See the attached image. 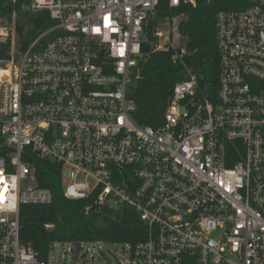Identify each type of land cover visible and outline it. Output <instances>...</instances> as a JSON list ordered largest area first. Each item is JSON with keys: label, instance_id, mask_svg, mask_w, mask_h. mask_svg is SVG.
<instances>
[{"label": "built area", "instance_id": "obj_1", "mask_svg": "<svg viewBox=\"0 0 264 264\" xmlns=\"http://www.w3.org/2000/svg\"><path fill=\"white\" fill-rule=\"evenodd\" d=\"M249 2L216 15V92L176 83L158 129L133 120L131 94L159 0H27L54 24L24 51L16 13L0 18V264H48L20 241L21 207L53 201L33 156L86 213L136 215L146 235L125 244L128 264H264V0Z\"/></svg>", "mask_w": 264, "mask_h": 264}, {"label": "trees", "instance_id": "obj_2", "mask_svg": "<svg viewBox=\"0 0 264 264\" xmlns=\"http://www.w3.org/2000/svg\"><path fill=\"white\" fill-rule=\"evenodd\" d=\"M27 0H0V18L10 21L16 13L17 50L24 51L52 21L46 12L25 13L21 8ZM249 0H197L195 6L180 5L169 8L166 0H159L154 21L146 30L147 42L142 45L146 54L140 79L132 90L135 102L133 120L140 126L158 129L174 85L195 76L199 86L209 95L218 87L219 54L215 42V18L222 11H241L249 7ZM180 17L177 33L183 39L184 54L180 50L153 52L151 44L156 25ZM9 42L0 44V60L8 59ZM10 150L0 137V158H7ZM24 159L31 163L39 187L53 194L50 205H24L20 209V241L40 260L47 262L51 246L56 243H122L134 245L146 235L144 226L135 214L111 216L110 213L90 215L85 212L87 202L64 198L60 166L36 156ZM46 225H52L46 229Z\"/></svg>", "mask_w": 264, "mask_h": 264}, {"label": "rangeland", "instance_id": "obj_3", "mask_svg": "<svg viewBox=\"0 0 264 264\" xmlns=\"http://www.w3.org/2000/svg\"><path fill=\"white\" fill-rule=\"evenodd\" d=\"M180 17L157 25L161 37H157L154 48L157 50H184L183 39L177 33L176 24ZM168 39V40H167ZM86 253L85 257L81 256ZM129 247L122 243L92 242L83 243L79 258L74 261L67 243H56L49 254L48 264H128Z\"/></svg>", "mask_w": 264, "mask_h": 264}, {"label": "water", "instance_id": "obj_4", "mask_svg": "<svg viewBox=\"0 0 264 264\" xmlns=\"http://www.w3.org/2000/svg\"><path fill=\"white\" fill-rule=\"evenodd\" d=\"M79 242H76L73 244V252H72V255H73V260L76 261L77 258H78V252H79ZM82 258H84V255L81 256Z\"/></svg>", "mask_w": 264, "mask_h": 264}]
</instances>
